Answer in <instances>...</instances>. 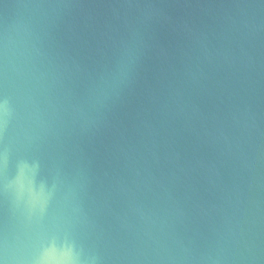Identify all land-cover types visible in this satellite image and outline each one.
<instances>
[{
	"label": "water",
	"instance_id": "1",
	"mask_svg": "<svg viewBox=\"0 0 264 264\" xmlns=\"http://www.w3.org/2000/svg\"><path fill=\"white\" fill-rule=\"evenodd\" d=\"M0 264H264V0H0Z\"/></svg>",
	"mask_w": 264,
	"mask_h": 264
}]
</instances>
